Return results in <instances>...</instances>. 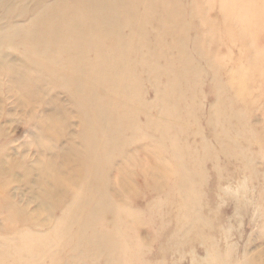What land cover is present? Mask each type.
<instances>
[{"label":"rangeland","instance_id":"obj_1","mask_svg":"<svg viewBox=\"0 0 264 264\" xmlns=\"http://www.w3.org/2000/svg\"><path fill=\"white\" fill-rule=\"evenodd\" d=\"M56 1L57 0H47V1L45 0L44 3L45 4H51V3H54ZM63 1L64 0H61L60 4ZM124 1L129 5L131 10H133L135 13H136V11L139 10L136 14L139 15L140 17H142L143 20L145 19L143 22H145V21L146 22L145 23L142 22L139 25V31H137V34H136L137 37L134 36L135 34L133 33V31H131V30H133L132 27L130 28L129 26H126V29L124 28L125 34L123 33V37H125L126 40L124 38L123 39L126 42H128V41L132 40L131 38H133V42H132L133 45H134V43H135V45L136 44L137 45L135 47L133 46L134 48H132V49H136L139 47V49L136 51L137 55H135L136 53L134 50H133V52L131 51L130 52L131 54L129 53V55L126 58L119 60L117 63V66H116V70H117V68H119L121 70L122 67H125V68L127 67L129 69L132 68V70L134 69V71H131L132 76L129 79V81L132 80L130 82L131 90L128 92L129 94L126 95V94L120 92V90H117L116 87L114 89H112V88L109 89L110 93L107 92L108 93L107 95L118 98L117 102L115 103L117 106V107H115V109H116V112L119 110L117 112L119 115H122L120 113L121 109H122V111H124V113L126 112L127 109L128 110L129 109L134 110L132 112L136 111L135 115H134L136 118L135 119L136 121H134V123H133L134 125L129 123L130 127H129V124H126V126L124 128L125 133H123L124 135L121 139V142L122 143L124 142L123 144H121L123 146V148L121 147L120 150H117L115 152L116 155L114 154V158H116V162L113 164V168L109 169L110 170L109 171V173H110L109 174V179H110L109 181H111V183L114 187L116 184H118V182L120 181L118 179H121L122 177H121V174L119 172V169L116 168L117 166L115 164H117L118 162H123V164L125 163L124 164L125 170L129 171V172H127V175L128 174L131 175L132 173L134 174V175L132 174L133 179L131 178V180H130V186H132V185L134 186V187L133 186L132 187H133V190L135 189L134 190L135 196H137V198H132L135 196H132V195L130 196V195L124 194L119 200L118 197L115 196L116 197L115 198L114 194H111L112 196L110 197V199L115 204V211L113 212L115 214L112 216H115V218H119V219H116V220L111 219L109 221L108 218H105V219H103V221L101 220V224L103 225V227L101 226L100 223H98V225L96 226L97 233L99 231L100 232L99 234H104L103 237L107 238V237L114 236L115 238H117V241L119 240L118 246L115 248L114 252L106 251L104 253H99V254L93 253V250L90 248V246H87L83 249V253H82L83 255H82L80 253V250H78V249L76 250V248L74 247V242L77 241L76 237H72L69 240L61 241L60 244H59V242L56 243L54 241V238H51L50 240H46L44 234H46V235L48 234L47 233L48 229H42L43 233H41V232H38L35 228H32L30 226L24 227V226H21L19 224H14L13 222H10L9 221V219H10L9 213L2 210V203L0 202V228H4L2 231H0V239H6V241L0 240V245H1L2 241H5L4 242L5 245L2 243L3 245H1V246L3 247L4 250L7 249L6 252H8V253L6 254V256H9V254H10L9 258L8 257L6 258V260L8 262L4 261L5 264L6 263L13 264V262H14V264H16L15 261L17 263H18V261H20L21 264H24V263L29 264V261L28 262L26 261V259L29 260V258H31L30 264H42L43 262H44L43 264H52L53 262H54L53 264H100V262H101V264H108V263L109 264H180L181 262H182L181 264H191V260H192V257H190L191 253L193 252L192 254L197 255L199 258H203L206 255V249L207 250L211 249L210 250L211 255H213V254L215 255V253L218 252V254L220 256H222V258H224V256H225L226 260L228 259V261L231 264H235L238 262V260L236 261V259H235L232 246L236 245L238 247V250H239L238 254L241 256L242 252L246 246L251 247L254 250L257 247L264 245V240L255 239V237H260L264 234V225H263L264 224V219H263L264 218V191H263L264 190L263 189V187H264L263 186L264 185V0H176L178 4L174 3V2H176L175 0H174V2L172 0H168L170 2V3L168 2L170 5L167 3V0H162V1L160 0L162 3H159L158 2L159 0L158 1L148 0V2H147V0H145V4H144V0H142V1L141 0L140 1L139 0H124ZM133 1H134V3H133ZM136 1L142 2V3H137ZM163 1L164 2L166 1L165 2L166 4ZM151 3H152V5H151ZM154 3H156L155 5L157 7H155V5H153ZM158 3H159V5H157ZM180 3L182 4V6ZM160 4L165 5V7H163ZM172 4H173V6H172ZM139 5H141V6L139 7ZM143 5H144V7H143ZM146 5L149 7H147ZM150 5L153 7H151ZM168 5H169V7L172 6L171 7L172 9L169 8ZM6 7H7V9H10L9 4H6L5 8L0 11V22H1L0 23V29H2L1 25H4L3 27L10 26V24H14V23H15V25H17V23H19L18 25H21V23H24V22H25L24 23V25H25L26 22H29L30 19L32 20L33 17H35V15L39 11V10L36 11L33 8L32 9L29 8L27 15H25L26 17L24 16V17H22L23 18L22 19L21 17L20 18L18 17V14L15 15V13L14 14L12 13V10H9L10 13L12 14L11 15L10 13H8L9 15H11L10 16L11 18H9L6 14V11H5ZM132 7H133V9H132ZM182 7H183V9H182ZM146 8H148V9H146ZM167 8H169V9L167 10ZM154 9L157 12H153ZM161 9H163V10L165 9L164 12L166 14L168 13L169 15H171L172 18H170L169 15L162 14L163 10L161 11ZM149 10L151 12H149ZM171 10H172V12H171ZM180 10H182L183 12H185L187 10V13L185 12V15L187 17L184 16V14ZM192 10H193V13L196 14V16H195V14L192 13ZM194 10H196V12ZM230 10L233 12L231 13ZM178 11H180V12H178ZM199 11L201 13H199ZM177 12L180 14H178ZM229 12H230L231 19H228L230 17V16H228ZM191 13L193 14V18L191 17V15H192ZM157 14H158V16H156ZM146 15H147V18H145ZM149 15H151V16H149ZM178 15L182 16L181 20L184 18L183 19L184 21L182 20L183 23H182V21H180V16H178ZM168 16H169L170 21L168 19ZM232 16L235 17L236 19L233 18ZM5 17L6 18L8 17L7 18L8 20ZM158 17L160 19H158ZM163 17L168 19V20L164 19ZM175 17H177V18H175ZM24 18H26V19H24ZM148 18H149V20L151 18L153 20L152 19L150 21L146 20ZM186 18H187V20H186ZM191 18L193 19V21H191ZM207 18H210V19H207ZM161 19H162V21H161ZM172 19H173V21L178 20V22L177 21L174 22V23H178V24L175 25L173 23ZM26 20H29V21H26ZM203 20H204V22H203ZM153 21H157L158 23H160V25L158 23L156 24ZM215 21H217V22H215ZM147 22L148 23L150 22V24H148ZM169 22H171V24H169ZM204 23H206L205 27H204ZM167 24H169L170 27ZM145 25H147V26H145ZM150 25H152L153 27ZM181 25H182V27H181ZM172 27H174V28L172 29ZM162 29L165 31V33L163 32ZM168 29L169 30L172 29V34L170 33L171 31H169ZM189 29H191V31ZM146 30H147V32H146ZM179 30L181 32L184 30V32L186 33L185 36H183L184 32L181 33ZM178 31L181 33V37H178L180 34V33L178 34ZM256 31H257V33H256ZM140 32H141V34H140ZM151 32H153V33H151ZM174 32L177 33V35L176 34H174V35H176L178 38H176V36L173 35ZM128 33H130V35L132 34L133 37H132V35L130 36ZM146 33H148V34H146ZM149 34H151V35H149ZM139 35H140V37H138ZM128 36H130L131 38ZM249 36H251V37H249ZM134 37H136L135 42H134ZM165 37H167V38H165ZM171 37H172V39H173V37L176 38L175 40L173 39L174 44L171 42L172 41ZM145 38H146V40H145ZM111 40H113V41H111ZM111 40L109 38L106 39V42H104L105 40L104 41L99 40V42H97L95 44L94 50L92 51V49H93L92 48L90 51L91 52L89 54L90 60L91 61H97V60L101 61L102 60L103 63L104 62L109 63V61H112L111 52L113 50V45H114L116 40L115 39H111ZM138 40H142V41L139 42ZM144 40L146 42L148 41L147 43H150V45L149 44L146 45L147 43ZM137 41L139 44L142 45V43L143 44L145 43V45L141 46L137 43ZM153 42H155V43H153ZM158 42L160 43L159 45H161L160 46L161 51H162V49L164 50V48L166 49V50H164V53H162L163 51L162 52L160 51L161 53L159 52L160 48H159V46L157 47V44H156ZM162 43L163 44L166 43L167 45L164 44L165 47L163 48L162 46H164V45ZM254 43L256 46L254 45V48H253ZM201 44H203V45H201ZM130 45H132V44H130ZM174 45L175 46L177 45V47L175 48ZM150 46H151V48H149ZM140 47H142V48H140ZM145 47L148 48L147 51H145L146 50ZM182 47H184V48H182ZM107 48H109L110 50L109 49L107 50ZM157 48H159V50H157ZM170 48H172L171 51H169ZM182 49H184V50H182ZM203 49L207 51L206 53H208V55L204 54L205 51ZM139 50H141V51H139ZM156 50H157V54L155 52ZM95 51H97V52L95 53ZM166 51L167 52L169 51V52L167 53ZM104 52H105V54H104V56H102ZM138 52H139V54H138ZM98 53H100V54L102 53L101 56L103 58L98 57V55H97ZM153 53L156 54V56H154ZM148 54H150V55H148ZM159 54L160 55L164 54L166 56L161 57ZM137 56H139V58ZM148 56H150V57L148 58ZM159 56H160V58H159ZM171 56L172 57L175 56V58L173 59ZM97 57L100 59H98ZM108 57H110L111 60H109ZM131 58H133V59H131ZM163 58H164V60H163ZM140 59H142V60L140 61ZM136 60H137V62H136ZM138 61H140V63H142V64H138ZM130 62L133 64H131ZM158 62L159 63L161 62V63L159 64ZM178 64L180 66H178ZM132 65H134V66H132ZM217 65H219V66H217ZM145 67L146 68L148 67L147 69H149V71L147 69H143ZM172 68H173V71H172ZM181 68H182V71L180 70ZM142 69H143V71H142ZM175 70L180 72V74L178 72L174 73ZM191 70H192V72H190ZM245 70L248 71L249 73H246ZM46 71H48V70H46ZM164 71H165V73H164ZM201 71H203V74ZM218 71H219V73H218ZM45 72H44V75L47 77L49 74L47 75L46 73H48L49 71L46 73ZM135 72H136V74H135ZM187 72L189 75L184 76L187 74ZM139 73L142 76H140ZM152 73H154V75H152ZM245 74H246V76H245ZM248 74H250V75L248 76ZM178 75H180V76H178ZM217 75H218V77H216ZM176 76L178 78H176ZM188 76L189 77L192 76V77L189 78ZM180 77H182L183 79L182 78L180 79ZM111 78L113 79V75H111L110 79ZM193 78H194V80H192ZM151 79H152V81L150 82ZM160 79H162V80H160ZM177 79H178V81H177V83H175ZM179 79L182 80L181 82H183V83H180ZM192 81L195 84H193ZM145 82H146V84H145ZM176 84H177V86H176ZM189 84L190 85L193 84L194 86L191 85V87H189L190 86ZM158 85H160V86H158ZM181 85H183V86H181ZM54 87H58V88H56L55 93H52V94L50 93L51 96H53V94H55L57 96V98L59 96H61V98L65 99L66 101L69 100V96H68L67 92L62 88V86L59 84V82L57 84H54ZM158 87H160L162 89H160ZM169 87L171 90L169 89V92H168ZM173 87H176V88L174 89ZM164 88H165V90H164ZM182 88H185V89H182ZM187 88H188V91H187ZM225 88H226V90H225ZM190 89H193V91ZM194 89H196L195 92H194ZM112 91H113V93H112ZM135 91H136V93H135ZM173 91L174 92L177 91L178 92L177 95H176V92L173 93ZM191 91L194 92L195 94L192 93ZM181 92H183V93H181ZM189 92L191 94L190 96H189ZM237 92H238V94H236ZM168 93L173 98L168 97V95H169ZM184 93L186 95H184ZM144 94H146V95H144ZM174 94H175V96H174ZM196 95H197V97H196ZM235 95L236 96L238 95V96L236 97ZM240 95H242V96H240ZM144 97H145V99H143ZM171 98L173 99L174 102L171 101L172 100ZM183 98H186V99H183ZM189 98H190V100H189ZM241 98H243L244 102H242L243 100ZM140 99L142 100V102ZM168 99H169V102H171L169 104H168ZM236 99L238 101H236ZM229 100H231L230 103H232V104H229V102H228ZM175 101L176 102L178 101V103L176 104ZM140 102L143 103V106H145L146 104L148 106L146 105V108L145 107L142 108V106L141 107L139 106V105H142ZM223 102L225 105H223ZM133 103H135V104H133ZM181 105H182V107H180ZM126 106H127V108L125 109ZM184 106H185V109H184ZM241 108H243V110ZM219 109L220 110L222 109L221 110L222 113L219 112L220 111ZM227 109L228 110L230 109L231 111L230 110L228 111ZM223 110H225L226 112ZM245 111H246V113H245ZM233 112L234 113L236 112V115L234 114L236 116V118H233ZM239 112L244 113L245 119H243L242 114ZM138 113H139V116H138ZM171 113L175 114V115H172ZM215 115H217V116H215ZM222 115H224V116H222ZM227 115H228V117H227ZM241 116H242V118H241ZM218 117L221 118L220 122H219L220 119ZM216 118H218L217 122H216ZM222 119H223V121H222ZM169 121L172 123H170ZM181 121L183 123H181ZM176 122L177 123L179 122L180 124L178 123L179 124L178 125ZM140 123H142V124H140ZM181 124H183V125H181ZM157 125H158V127L160 126L159 130H158ZM184 125H186V126H184ZM231 125H233V126H231ZM10 126H11V129H9V130L11 131V133L13 135V139L10 140V141H12V144L10 145V143H9L10 141H6L2 146H5V147L9 146L12 148H17V147H21V146H28L29 147V145H31V142H32L30 135H32V133L34 132L32 125L30 123H26L23 120L18 119L16 122L11 123ZM154 126L157 128H155V129L151 128ZM240 126H243V127H240ZM146 127H147V130L145 129ZM232 127L233 128L235 127V128L233 129ZM128 128L130 129V131L134 130L133 131L134 133L133 132L130 133V131L127 130ZM140 131L143 134H141ZM178 131H180V132H178ZM202 131H204L203 136H202L203 133H201ZM168 132H169V134H167ZM178 133H180L179 136H178ZM223 133H225V134H223ZM133 134H135V136ZM139 134H141V135H139ZM147 134H149V135H147ZM196 134H197V136H196ZM218 134H220L221 136ZM124 136H127L128 139L127 138L125 139ZM140 136H142V137H140ZM149 136L153 137L152 138L153 141L151 140V138H148ZM160 136H162V137H160ZM171 136H173V137L170 139ZM163 137H165V138L163 139ZM195 137H196V139H194ZM139 138H141V139H139ZM123 139L126 140V143L128 140L129 144L128 143L127 144L129 146L128 145L126 146L125 140H123ZM154 139H158V141L156 142V140L154 141ZM3 141L4 140L1 139L0 144ZM137 141H139L140 143L139 142L137 143ZM160 141H161V143H160ZM229 141L231 142V144H229L230 143ZM227 142H228V145H226ZM234 143L235 144L240 143V145H235ZM233 144L236 147L232 146ZM201 145H202V147H201ZM237 146H239L240 148ZM31 148H33V144L31 145ZM174 149L176 151H174ZM229 149H231V150H229ZM235 149H237V151ZM242 149L244 150V152ZM239 150H241V151H239ZM207 151H211V152L207 153ZM198 152H199V154H198ZM209 154H211V155H209ZM238 155H240L241 157ZM205 156H207L208 158H206ZM184 157H185V159H183ZM219 157H220V159H219ZM234 157H236V159ZM237 157H239V158L237 159ZM74 158L75 157L73 155L69 156V159H74ZM205 158H206V161H205ZM216 160H218V161H216ZM203 162H205V163H203ZM219 162H221V163H219ZM202 163H203V166H202ZM251 163H252V165H250ZM160 164H168V166L172 165L169 167L170 168V171H169L170 174H169L168 180H167L168 191L163 192L161 194L157 193L156 189H154L152 187L153 186V184H152L153 180L151 179L152 176L154 175L155 170L157 169V166H159ZM199 165H201V166L199 167ZM214 166H216V167H214ZM143 167L149 171L143 169ZM171 167H172V170H171ZM217 167H219V169ZM195 168H197V169H195ZM130 169H132V170L130 171ZM138 169H139V171H142V172H139ZM144 171H146V172L144 173ZM208 171H210L211 173H209ZM216 171H217V173H216ZM245 171H246V173H245ZM147 172H148V174H147ZM205 172H207L208 174ZM150 173H151V175H150ZM177 173L180 175H178ZM218 173H219V175H221L222 178L218 175ZM207 175L209 177H205ZM223 178H225V179H223ZM188 180H191L192 186L187 187V189L185 191L181 190L180 185L183 183H187ZM216 180L217 181L220 180L218 182L219 186H218V183ZM244 180L246 181V186L248 189L246 193L248 194L250 192L248 194V196L249 197L251 196L250 198L248 197L245 200H243L245 197L243 198V196H242L244 194L243 193L244 189L240 188V186H239L243 183L242 181H244ZM176 181H177V183H176ZM206 181H207V184L202 183V182H206ZM248 181H250V182H248ZM2 183H4V180H2L0 182V186H2ZM236 184H239V185H236ZM229 185H230V188L233 186L231 188L232 190H234L233 192L238 191L237 194H240L239 198H238V196H235V194L232 192L230 193L231 195L225 193V189H226V187H229ZM17 187L18 186L16 184H13L12 187L9 188V191L11 190L10 191L11 193H17L18 192V195L16 196L17 201H18L21 199L22 192H20V190L17 189ZM114 187L112 188V191H113ZM218 188H219V190H218ZM220 188L223 191H221ZM177 189L179 190L180 193H178ZM138 190H140V191H138ZM22 191H23V189H22ZM219 191H221V192H219ZM184 192H186V193H184ZM173 193H175V194H173ZM190 193H192V194L190 195ZM177 194H179V195H177ZM180 194L181 195L183 194V195L181 196ZM215 195L217 196V198ZM166 196L167 197L172 196V197L169 199V197L167 198ZM24 197L26 198L27 195L25 194ZM194 199L196 201V206L193 208L195 210V212H190L189 205H191V202H193ZM240 200H241V202H246L247 205L243 204V203L241 204ZM122 201H124V202L129 201L130 203L129 202L128 203L131 205L130 208L133 211L134 210L137 211L139 209L137 211V213L139 211L140 212L138 214L135 213L136 215H134V217H133V215H130V216H128L127 214L124 215V213L118 214V211L119 210L121 211L120 205H121ZM163 201H165V204H163L164 203ZM201 201H203V202H201ZM234 201H235V205H234ZM160 203L163 205H161ZM205 203H207V204H205ZM165 205H167V206H165ZM254 206H255L256 210L258 209L257 210L258 215H256V221L252 220V216H253L252 212L254 210ZM161 207H162V209H161ZM181 207H183V208H181ZM236 207H240L239 209H242L240 211L241 215H239V216L234 215V214H236V212H235ZM243 207H245V208H243ZM30 208L34 209L35 208L34 204H32V206ZM220 208L222 209L221 212H220ZM144 209H146V210H144ZM136 211H134V212H136ZM158 212H159V215H158ZM192 213H193V215H192ZM242 213H244V214H242ZM246 213H247V215H246ZM140 215H143V216L141 217ZM259 215L261 216V218H259L260 217ZM56 216L59 217L60 214L58 213ZM139 216L141 219H138ZM197 216H199L200 218L206 219L208 224H209L208 227H206V229L203 228V229L199 230L198 232L195 229L193 231L190 229L191 228V221ZM160 219H162V220H160ZM112 221L114 222V225H113ZM119 222H121V223L123 222L125 224V225H123L124 227L122 226L123 223L121 224ZM116 223L119 225H116ZM155 223H156V225H155ZM256 224H258L257 227H256ZM166 225H168V226L166 227ZM115 226H116V229L114 228ZM100 227H101V229H100ZM102 228H103V230H102ZM221 228H222V230H221ZM223 228H224V230H223ZM28 230H30V231H28ZM94 230L95 229H93V230L90 229L89 233L91 234ZM105 230H107V232ZM108 230H110V233ZM202 230H204V231L202 232ZM119 231H121L122 233L121 232L117 233ZM226 232H228V233H226ZM21 233L23 234V236H21L22 235ZM30 233H32V234H30ZM190 233H192V234L189 235ZM105 234H106V236H105ZM26 235H27V238H26ZM33 235H36V236L34 237ZM42 235H44V236H42ZM226 235H228V237ZM31 237H33V239ZM157 237H159V238H157ZM22 238H24V239L22 240ZM38 238H40V239H38ZM43 238H45V239H43ZM208 238H210V239H208ZM7 239H10V241ZM19 239H20V242L23 244L22 246L18 245ZM41 239H42V241H41ZM73 239H74V241H73ZM12 240H14V241H12ZM15 240L17 243L15 242ZM151 240L152 241L154 240L153 241L154 244H153V242L152 243L148 242ZM43 241H44V243H42ZM50 241H51V243H50ZM52 241H53V243H52ZM168 241H170V242H168ZM227 241H228V243H227ZM7 242H8V245H6ZM14 242L17 245V247H15ZM26 242H28L27 244L31 248H28V245L26 244ZM54 242H55V244H58L60 247L55 245ZM62 243H63V246L61 245ZM219 243H220V245H219ZM52 244H54L55 246ZM201 244H202V246H200ZM39 245H40V247H39ZM49 245L52 247H49ZM213 245H214V249H213ZM1 246H0V250H1ZM18 246L21 248H18ZM24 246H26V247L24 248ZM13 247H15V248H13ZM53 247L57 248L58 250H56V249L54 250ZM33 248H34V250H33ZM30 249L34 252V254H31L32 251H30ZM85 249L88 251H86ZM139 249H140V251H138ZM193 249H194V251H193ZM4 250L3 251L1 250L2 252L0 251L1 252L0 253V256H1L0 260L1 261L4 260L3 256L6 257L5 253L3 254V252H5ZM215 250H217V251L215 252ZM226 250H227V253L224 252ZM11 251H13L14 254H16L17 256H14V254ZM56 251L58 253H56ZM161 251H163V252L161 253ZM175 251H179V252H175ZM196 251L198 252L197 254H196ZM35 252H37V253L35 254ZM53 252H55V253H53ZM87 252H88V254H87ZM21 253H23V255ZM26 253L28 255H26ZM178 253L179 254L182 253V255L184 254L183 255L184 259H182L183 257L181 258V255H178ZM41 254H42V256H40ZM138 254L140 257L138 256ZM140 254H142L144 256H142ZM229 254H230V256H229ZM31 255H33V257ZM37 255L39 258H42L41 260H43V259H45V260H43V262H40L39 261L40 259L37 257ZM43 255H44V257H43ZM58 255H59V257H58ZM109 255H110V257H108ZM23 256H25V259H23L24 258ZM26 256L28 258H26ZM232 256H234V258H231ZM13 257H15L16 259H14ZM18 257H19V259H18ZM57 257H58V259H57ZM70 257H71V259H70ZM33 258H35L34 261L32 260ZM36 258L39 260L36 261ZM53 258H56V259H53ZM108 258H109V260H108ZM174 258L176 261L174 260ZM50 259H51V261H50ZM104 259H106V260L104 261ZM240 259H242V258L240 257ZM12 260H13V262H11ZM21 260H22V262H21ZM84 260H86V261H84ZM177 261L179 263H177ZM2 262H0V264H4ZM34 262H37V263H34ZM20 263H18V264H20Z\"/></svg>","mask_w":264,"mask_h":264},{"label":"bare ground","instance_id":"obj_2","mask_svg":"<svg viewBox=\"0 0 264 264\" xmlns=\"http://www.w3.org/2000/svg\"><path fill=\"white\" fill-rule=\"evenodd\" d=\"M60 1L61 0H57L54 3L45 4L44 3L45 0H0V11L5 8L6 4H9L10 9H7V7H6V10H5L6 14L9 18H11L10 16L12 15L9 10H12V13L13 14L15 13V15L18 14L19 18L20 17L22 18L25 15H27L29 8H31V9L33 8L36 11L39 10L38 13L35 15V17H33L32 20L31 19H30V21L26 20V21H29V22H26V24L28 23L27 25L26 24L24 25L25 22L21 23V25H18L19 23H17V25H15V23H14V24H10V26H5V27H3L4 25H1L2 29H0V140L1 139L4 140L0 144V182L2 180H4V183H2V186H0V202L2 203V210L9 213V218H10L9 221L10 222H13L14 224H19V225L24 226V227L30 226L32 228H35L38 232H41V233H43L42 229H48V232H47L48 234L47 235L44 234L46 240H50L51 238H54V241L56 243L59 242V244H60L61 241L69 240L72 237H76L77 241L74 242V247L76 248V250L77 249L80 250L81 254L83 253V249L87 246H90V248L93 250V253H95V254L104 253L106 251L114 252L115 248L118 246L119 240L117 241V238H115L114 236L107 237V238L103 237L104 234H99L100 233L99 231L97 233L96 226L98 225V223L101 224V220L103 221V219H105V218H108L109 221L111 219L112 220L113 219H115V220L119 219V218H115V216H112L115 214V213H113L115 211V204L110 199V197L112 196L111 194H114V197L115 196L118 197L119 200L124 194L130 195V196L131 195L135 196V191H134L135 189L133 190L134 186L133 185H132L133 187L130 186V180H131V178L133 179L134 174L132 173L133 175L132 174L127 175V172H129V171L125 170V165H124L125 163L123 164V162H118L117 164H115L117 166L116 168L119 169V172H120L121 177H122L121 179H118L120 181L118 182V184L115 185V187L112 185L111 181H109L110 180L109 179V174H110L109 169L113 168V164L116 162V158H114L115 152L117 150H120L121 147L123 148V146L121 144H123L124 142L122 143L121 139L124 135L123 133H125L124 128H125L126 124H129V123L133 124L134 121H136L135 120L136 118L134 116L136 111L132 112L134 110H131V109L128 110L127 109L126 112L124 113V111H122V109H121L120 113L122 115H119L117 113L119 110L116 112V109H115V107H117L115 103L117 102L118 98L107 95L108 94L107 92H109V89H111V88L114 89L116 87L117 90H120V92H122L126 95L129 94L128 92L131 90L130 82L132 81V80L129 81V79L132 76L131 71H134V69L132 70V68H130L131 69L130 70L127 67L126 68L122 67L121 70L119 68H117V70H116V66H117V63L119 60L126 58L131 51L133 52V50L136 53V51L139 49V47L136 49H132L137 44L135 45V43H134V45H133V43H132L133 38L130 37L132 35V34L130 35V33H128L130 35L128 37H130L132 40L128 41V42L132 45H130L128 42L125 41L126 39H125V37H123L124 28L126 29V26H129L130 28L132 27L133 30H131V31H133V33L135 34L134 36H136L137 31H139V25L145 19L143 20L142 17H140L139 15L136 14L139 10L136 11V13L133 10H131L129 5L124 0H64L61 4H60ZM155 1H158V0H155ZM161 1L159 0L158 2L162 3ZM172 1L174 2V0H172ZM136 2L142 3V2H138V1H136ZM147 2H148V0H147ZM168 2L169 1L167 0V3ZM133 3H134V1H133ZM159 3L157 5H159ZM174 3L178 4L177 1ZM144 4H145V0H144ZM155 4L156 3H154L153 5H155ZM141 5H139V7ZM151 5H152V3H151ZM160 5H162V4H160ZM169 5H168V7H169ZM162 6L165 7V5H162ZM172 6H173V4H172ZM181 6H182V4H181ZM143 7H144V5H143ZM147 7H149V6H147ZM151 7H153V6H151ZM155 7H157V6L155 5ZM171 7H169V8H171ZM169 8H167V10ZM132 9H133V7H132ZM146 9H148V8H146ZM182 9H183V7H182ZM162 10L163 9H161V11ZM164 11H165V9L163 10L162 14L165 15L166 13ZM180 11L184 14V16H186L185 12L187 13V10L185 12H183L182 10H180ZM180 11H178V12H180ZM194 11L196 12V10H194ZM149 12H151V11L149 10ZM153 12H157V11L154 9ZM171 12H172V10H171ZM232 12L233 11H231V13ZM8 13H10L11 15H9ZM192 13H193V10H192ZM199 13H201V12L199 11ZM178 14H180V13H178ZM193 14H195V13H193ZM193 14L191 15L192 18H193ZM151 15H149V16H151ZM166 15H169V14L167 13ZM156 16H158V14ZM169 16H170V18H172L171 15H169ZM169 16H168V19H169ZM178 16H180V15H178ZM195 16H196V14H195ZM228 16H230V12H229ZM159 17H158V19L161 18V17L160 18ZM177 17H175V18H177ZM145 18H147V15L145 16ZM181 18H182V16H180V21H182L184 19L183 18L181 20ZM192 18H191V21H193ZM233 18H235V17H233ZM24 19H26V18H24ZM164 19H166V18H164ZM168 19H166V20H168ZM207 19H210V18H207ZM228 19H231V16ZM146 20L150 21L149 18ZM186 20H187V18H186ZM161 21H162V19H161ZM169 21H170V19H169ZM172 21H173V19H172ZM175 21L178 22V20H175ZM175 21H173V23ZM183 21H182V23H183ZM145 22H143V23H145ZM153 22H155L156 24L158 23L157 21H153ZM203 22H204V20H203ZM215 22H217V21H215ZM148 24H150V22ZM158 24L160 25V23H158ZM169 24H171V22H169ZM169 24H167V25L170 27ZM174 24L176 25L178 23H174ZM145 26H147V25H145ZM150 26H152V25H150ZM205 26H206V23H204V27ZM174 27H172V29ZM181 27H182V25H181ZM172 29L169 30V31H171L170 32L171 34H172ZM189 30L191 31V29H189ZM179 31H178V34L181 32V31L180 32ZM146 32H147V30H146ZM163 32L165 33L164 30H163ZM182 32H184V30ZM151 33H153V32H151ZM181 33L179 34L178 37H181ZM256 33H257V31H256ZM140 34H141V32H140ZM146 34H148V33H146ZM174 34L177 35V33H175V32L173 33V35ZM185 34L186 33L184 32L183 36H185ZM149 35H151V34H149ZM176 35H174V36H176ZM132 37H133V35H132ZM136 37H134V42L136 41ZM138 37H140V35ZM178 37L176 36V38H178ZM249 37H251V36H249ZM107 38H109L110 40L111 39L116 40L114 45L112 44L113 45V50L111 52L112 61H109V63H107V62L103 63L102 60L101 61H98V60L97 61H91L89 58L90 57L89 54L91 53L90 52L91 49L93 48L92 51L94 50V46L97 42H99V40H103V41L105 40L104 42H106ZM165 38H167V37H165ZM176 38L173 37L174 40ZM173 39L171 37L172 43H173ZM142 40H138V41L141 42ZM145 40H146V38H145ZM111 41H113V40H111ZM138 41H137V43H138ZM153 43H155V42H153ZM148 44L150 45V43H147L146 45H148ZM156 44H157V47L159 46V48H160V46H161V45H159L160 43L158 42ZM164 44L167 45L166 43H164ZM139 45H141V44H139ZM142 45H145V43L144 44L142 43ZM165 45L162 47L164 48ZM201 45H203V44H201ZM254 45H255V43L253 44V48H254ZM151 46L149 48H151ZM176 47H177V45L175 46V48ZM140 48H142V47H140ZM159 48H157V50H159ZM182 48H184V47H182ZM108 49L109 48H107V50ZM145 49H146L145 51L148 50V48H146V47H145ZM171 49L172 48H170L169 51H171ZM141 50H139V51H141ZM157 50L155 51L156 54H157ZM164 50H166V49L164 48ZM164 50L162 49V51H163L162 52L161 48H160L159 52L161 51L162 53H164ZM182 50H184V49H182ZM204 51H205L204 54L208 55V53H206L207 51L206 50H204ZM96 52L97 51H95V53ZM104 54H105V52L103 53V55H102V53L101 54L98 53L97 55H98V57L101 58L102 56H104ZM138 54H139V52H138ZM156 54L153 53L154 56H156ZM135 55H137V53ZM148 55H150V54H148ZM160 56L162 57V56H166V55L163 54ZM160 56H159V58H160ZM137 57L139 58V56H137ZM149 57L150 56H148V58ZM100 58H98V59H100ZM108 58H109V60H111L110 57H108ZM172 58L174 59L175 56ZM131 59H133V58H131ZM141 60L142 59H140V61ZM163 60H164V58H163ZM140 61H138V64H142V63H140ZM136 62H137V60H136ZM131 64H133V63H131ZM219 65H217V66H219ZM132 66H134V65H132ZM178 66H180V65L178 64ZM147 68L145 67L143 69H147ZM143 69H142V71H143ZM46 70H48L51 74ZM147 70L149 71V69H147ZM180 70L182 71V68ZM192 70L190 72H192ZM45 71L48 73H46ZM172 71H173V68H172ZM175 71H174V73L178 72L177 70H175ZM44 72L47 75L48 74L49 75L46 77L44 75ZM201 72L203 74V71H201ZM245 72L249 73L246 70H245ZM164 73H165V71H164ZM178 73L180 74V72H178ZM218 73H219V71H218ZM135 74H136V72H135ZM111 75H113V79L112 78L110 79ZM152 75H154V73H152ZM187 75H189L188 72L184 76H187ZM249 75L250 74H248V76ZM140 76H142V75L140 74ZM178 76H180V75H178ZM192 76H190V77H192ZM245 76H246V74H245ZM216 77H218V75ZM176 78H178V77L176 76ZM181 78L182 77H180V79ZM160 80H162V79H160ZM192 80H194V78ZM151 81H152V79L150 80V82ZM177 81H178V79L176 80L175 83H177ZM181 81L182 80H180V83H183ZM58 82L62 86V88L67 92V94L69 96L68 101L61 98V96H59L57 98V96L55 94H53V96L50 95V93L52 94V93L56 92V88H58V87H54V84H57ZM192 83H193V81H192ZM145 84H146V82H145ZM193 84H195V83H193ZM193 84H191V85H193ZM191 85L189 87H191ZM158 86H160V85H158ZM176 86H177V84H176ZM181 86H183V85H181ZM158 88H160V87H158ZM173 88L175 89L176 87H173ZM160 89H162V88H160ZM169 89H170V87L168 88V92H169ZM182 89H185V88H182ZM196 89H194V92ZM164 90H165V88H164ZM190 90L193 91V89H190ZM225 90H226V88H225ZM187 91H188V88H187ZM175 92L177 95L178 92L177 91H175ZM175 92L173 91V93H175ZM194 92H192V93H194ZM112 93H113V91H112ZM135 93H136V91H135ZM181 93H183V92H181ZM236 94H238V92ZM144 95H146V94H144ZM184 95H186V94L184 93ZM190 95L191 94L189 92V96ZM174 96H175V94H174ZM240 96H242V95H240ZM145 97L143 99H145ZM168 97H172V96H170V94H169ZM196 97H197V95H196ZM183 99H186V98H183ZM241 99L243 100V98H241ZM189 100H190V98H189ZM171 101H173V99ZM230 101L231 100L228 101L229 104H232V103H230ZM236 101H238V100L236 99ZM141 102H142V100H141ZM224 102H223V105H225ZM242 102H244V100ZM169 103H171V102H169V99H168V104ZM177 103H178V101L176 102V104ZM133 104H135V103H133ZM141 104L142 105H139L140 107L142 106V108L143 107L146 108V105H147L146 103H145L146 104L145 106H143V103H141ZM180 107H182V105ZM126 108H127V106L125 107V109ZM184 109H185V106H184ZM241 109L243 110V108H241ZM221 110L219 112H221ZM223 111H225V110H223ZM239 113H241L243 116V119H245L244 113H242V112H239ZM245 113H246V111H245ZM234 114L236 115V112L235 113L233 112V118H236V116ZM172 115H175V114H172ZM224 115H222V116H224ZM138 116H139V113H138ZM215 116H217V115H215ZM242 116H241V118H242ZM227 117H228V115H227ZM218 118L220 119L219 120V122H220L221 118L220 117H218ZM218 118H216V122H217ZM18 119L23 120L24 122L30 123L32 125L34 132L30 136L32 139L31 145L33 144V148H31V145H29V147L28 146H21V147H17V148H12L9 146H6V147L2 146L6 141H10L13 139V135H12L11 131L9 130V129H11L10 124L13 122H16ZM223 119H222V121H223ZM170 123H172V122H170ZM181 123H183V122L181 121ZM130 124H129V127H130ZM140 124H142V123H140ZM181 125H183V124H181ZM184 126H186V125H184ZM231 126H233V125H231ZM243 126H240V127H243ZM147 127L145 128L146 130H147ZM157 127H158V125H157ZM157 127L154 126L151 128L155 129ZM159 128H160V126L158 127V130H159ZM127 130L130 131L129 128ZM133 131L131 130L130 133H132ZM141 131H140V133H141ZM178 132H180V131H178ZM203 132L204 131H202L201 133H203ZM141 134H143V133H141ZM141 134H139V135H141ZM167 134H169V132ZM179 134L180 133H178V136H179ZM223 134H225V133H223ZM133 135L135 136V134H133ZM147 135H149V134H147ZM203 135H204V133L202 134V136ZM218 135H220V134H218ZM151 136H149L148 138H151V140H152L153 137H151ZM196 136H197V134H196ZM124 137H125V139L127 138V136H124ZM140 137H142V136H140ZM160 137H162V136H160ZM172 137L173 136H171L170 139ZM164 138L165 137H163V139ZM125 139H123V140H125ZM139 139H141V138H139ZM158 139H154V141L156 140V142H157ZM194 139H196V137ZM138 142L139 141H137V143ZM9 143L11 145L12 141H10ZM125 143H126V140H125ZM127 143L129 144L128 140H127ZM127 143H126V146L128 145ZM160 143H161V141H160ZM229 144H231V142ZM234 144L232 146L240 145V143L239 144L237 143L235 145ZM226 145H228V142ZM201 147H202V145H201ZM237 147H239V146H237ZM229 150H231V149H229ZM235 150L237 151V149H235ZM174 151H176V150L174 149ZM239 151H241V150H239ZM199 152H198V154H199ZM209 152H211V151H207V153H209ZM243 152H244V150H243ZM211 154H209V155H211ZM70 155H73L75 158L69 159ZM238 156H240V155H238ZM205 157L208 158L207 156H205ZM206 158H205V161H206ZM234 158L236 159V157H234ZM238 158L239 157H237V159ZM183 159H185V157ZM219 159H220V157H219ZM216 161H218V160H216ZM203 163H205V162H203ZM203 163H202V166H203ZM219 163H221V162H219ZM250 165H252V163ZM170 166H172V165H170ZM170 166H168V164H160L159 166H157V169L155 170L154 175L151 178L153 180V183H152L153 186L152 187L154 189H156L157 193H159V194L168 191L167 180H168V176L170 174L169 173V171H170L169 167ZM200 166L201 165H199V167ZM214 167H216V166H214ZM217 168L219 169V167H217ZM143 169L147 170L144 167H143ZM195 169H197V168H195ZM131 170L132 169H130V171ZM171 170H172V167H171ZM138 171H139V169H138ZM147 171H149V170H147ZM217 171H216V173H217ZM139 172H142V171H139ZM145 172L146 171H144V173ZM208 172L211 173L210 171H208ZM205 173H207V172H205ZM245 173H246V171H245ZM147 174H148V172H147ZM150 175H151V173H150ZM178 175H180V174H178ZM218 175H219V173H218ZM219 176L221 177V175H219ZM205 177H209V176L207 175ZM223 179H225V178H223ZM177 181H176V183H177ZM219 181H217V183ZM242 182L243 183L241 185H239L240 183L236 184V185H239L240 188L244 189L243 190L244 194L242 196H243V198L245 197L243 199V200H245L246 198L249 197L248 194L250 192L248 194L246 193L248 190L247 186H246V181L244 180ZM248 182H250V181H248ZM202 183L207 184V181L202 182ZM13 184H16L18 186L17 189H19L20 192H22L21 199L18 201H17V197H16L18 195V192L17 193H11L10 192L11 190L9 191V188L12 187ZM112 186L114 187L113 191H112V188H113ZM191 186H192L191 180H188L187 183H183L180 185V189L185 191L187 189V187H191ZM218 186H219V183H218ZM231 188H230V185H229V187H226L225 193L231 195L230 193L232 192L235 194V196H238V198H239L240 194H237L238 191L233 192L234 190H232ZM22 189H23V191H22ZM263 189H264V187H263ZM218 190H219V188H218ZM220 190H221V188H220ZM138 191H140V190H138ZM221 191H223V190H221ZM221 191H219V192H221ZM178 193H180L179 190H178ZM184 193H186V192H184ZM25 194L27 195L26 198L24 197ZM173 194H175V193H173ZM191 194L192 193H190V195ZM177 195H179V194H177ZM171 197H169V199ZM132 198H137V196L132 197ZM216 198H217V196H216ZM128 202L129 201H125V202L122 201L121 205L119 204L122 212L119 210L118 214L124 213V215H126V214L128 216L133 215V217H134V215H136L135 213H137V211L139 209L137 211L134 210V211H136V212H134L130 208L131 207V205L129 204L130 202L129 203ZM163 202H164L163 204H165V201H163ZM201 202H203V201H201ZM240 203L246 204V202H241V200H240ZM32 204H34V206H35L34 209L30 208L32 206ZM163 204H161V205H163ZM205 204H207V203H205ZM234 205H235V201H234ZM165 206H167V205H165ZM195 206H196V201L194 199L193 202H191V205H189L190 212H195V210L193 209ZM181 208H183V207H181ZM239 208L240 207L235 208L236 214H234V215H238V216L241 215L240 211L242 209H239ZM243 208H245V207H243ZM161 209H162V207H161ZM144 210H146V209H144ZM221 210L222 209L220 208V212H221ZM257 210L254 206V210L252 212L253 213V216H252L253 221H256V215H258ZM58 213L60 214L59 217L56 216ZM242 214H244V213H242ZM158 215H159V212H158ZM192 215H193V213H192ZM246 215H247V213H246ZM140 216L142 217L143 215H140ZM140 216L138 219H141ZM259 218H261V216ZM162 219H160V220H162ZM112 223L114 225L113 221H112ZM119 223H121V222H119ZM116 225H119V224L116 223ZM123 225H125V224L123 223L122 226ZM155 225H156V223H155ZM208 225L209 224H208L206 219H203V218H200L199 216H197L191 221V228L190 229L192 231L195 229L198 232L199 230H201L203 228L206 229V227H208ZM101 226L103 227L102 224H101ZM167 226L168 225H166V227ZM257 226H258V224H256V227ZM114 228L116 229V226ZM3 229L4 228H0V231H2ZM90 229H92V230L95 229V230L90 234L89 233ZM100 229H101V227H100ZM102 230H103V228H102ZM221 230H222V228H221ZM223 230H224V228H223ZM28 231H30V230H28ZM105 231L107 232V230H105ZM108 231L110 233V230H108ZM203 231L204 230H202V232ZM120 232L121 231H119L117 233H120ZM226 233H228V232H226ZM30 234H32V233H30ZM106 234H105V236H106ZM191 234L192 233H190L189 235H191ZM44 235H42V236H44ZM21 236H23V234ZM33 236L35 237L36 235H33ZM226 236L228 237V235H226ZM26 238H27V235H26ZM31 238L33 239V237H31ZM45 238H43V239H45ZM157 238H159V237H157ZM23 239L24 238H22V240ZM38 239H40V238H38ZM208 239H210V238H208ZM255 239L264 240V234L260 237H255ZM0 240L6 241V239H0ZM7 240L10 241V239H7ZM16 240H15V242H16ZM5 241H2L1 245H3ZM12 241H14V240H12ZM41 241H42V239H41ZM73 241H74V239H73ZM153 241L151 240L148 242L152 243ZM15 242H14V244H15ZM55 242H54V244H55ZM168 242H170V241H168ZM27 243L28 242H26V244ZM42 243H44V241ZM50 243H51V241H50ZM52 243H53V241H52ZM227 243H228V241H227ZM54 244H52V245H54ZM153 244H154V242H153ZM6 245H8V242ZM18 245H21V246L23 245L20 242V239H19ZM55 245L60 247L58 244H55ZM61 245L63 246V243ZM219 245H220V243H219ZM200 246H202V244ZM15 247H17L16 244H15ZM15 247H13V248H15ZM25 247L26 246H24V248ZM39 247H40V245H39ZM49 247H52V246L49 245ZM232 247H233L232 249H233L235 259H236V261L238 260V262L235 264H264V245H261L260 247H257L254 250L251 247L246 246L244 248L241 256L238 254V251H239L238 247L236 245L232 246ZM18 248H21V247L18 246ZM28 248H31V247L28 245ZM55 249L58 250L57 248H54V250ZM213 249H214V245H213ZM1 250L2 251L4 250L2 246H1ZM6 250L7 249L4 250L5 252H3V254L5 253V256L8 253V252H6ZM33 250H34V248H33ZM210 250L206 249V255L203 258H199L197 255L192 254L193 253L192 252L191 256H190V257H192L191 264H231L228 261V259L226 260L225 256H224L225 259L222 258V256H220L218 254V252L215 253V255L214 254L211 255ZM30 251H32V250L30 249ZM86 251H88V250H86ZM138 251H140V249ZM163 251H161V253ZM193 251H194V249H193ZM216 251L217 250H215V252ZM11 252L14 254L13 251H11ZM32 252H31V254H34V252L33 253ZM175 252H179V251H175ZM224 252L227 253V250ZM36 253L37 252H35V254ZM53 253H55V252H53ZM56 253H58V252L56 251ZM197 253L198 252L196 251V254ZM21 254L23 255V253H21ZM87 254H88V252H87ZM26 255H28V254L26 253ZM140 255H142V254H140ZM178 255H181V258H182L184 254L182 255V253L181 254L178 253ZM9 256H10V254H9ZM9 256H6V257L3 256V259H4V260H2L3 262L1 260H0V262H2V263H4V261L8 262L6 260V258L7 257L9 258ZM14 256H17V255L14 254ZM31 256L33 257V255H31ZM40 256H42V254ZM138 256H139V254H138ZM142 256H144V255H142ZM229 256H230V254H229ZM234 256H232L231 258H234ZM23 257H24L23 259H25V256H23ZM37 257H38V255H37ZM43 257H44V255H43ZM58 257H59V255H58ZM58 257H57V259H58ZM108 257H110V255ZM240 257L242 259H240ZM13 258L16 259L15 257H13ZM26 258H28V257L26 256ZM18 259H19V257H18ZM34 259L35 258H33L32 260L34 261ZM39 259L36 258V261L39 260L40 262H43V260H45V259L41 260L42 258H39ZM53 259H56V258H53ZM70 259H71V257H70ZM106 259H104V261ZM182 259H184V257ZM108 260H109V258H108ZM174 260H175V258H174ZM26 261L27 262L29 261V264H30L31 258H29V260L26 259ZM50 261H51V259H50ZM84 261H86V260H84ZM11 262H13V260ZM21 262H22V260H21ZM15 263L18 264V263H20V261H18V263L15 261ZM34 263H37V262H34ZM177 263H179V262L177 261ZM6 264H8V263H6ZM9 264H11V263H9ZM13 264H14V262H13ZM100 264H101V262H100Z\"/></svg>","mask_w":264,"mask_h":264}]
</instances>
